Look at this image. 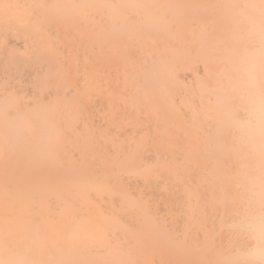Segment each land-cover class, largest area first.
I'll return each instance as SVG.
<instances>
[{
	"label": "bare ground",
	"instance_id": "bare-ground-1",
	"mask_svg": "<svg viewBox=\"0 0 264 264\" xmlns=\"http://www.w3.org/2000/svg\"><path fill=\"white\" fill-rule=\"evenodd\" d=\"M0 31V264H264V0H0Z\"/></svg>",
	"mask_w": 264,
	"mask_h": 264
},
{
	"label": "rangeland",
	"instance_id": "rangeland-1",
	"mask_svg": "<svg viewBox=\"0 0 264 264\" xmlns=\"http://www.w3.org/2000/svg\"><path fill=\"white\" fill-rule=\"evenodd\" d=\"M55 23H56V21H55ZM55 23H54V24H55ZM58 23H59V22H58ZM58 23H56V24H58ZM2 27H3V26H2ZM1 31H2V30H1ZM1 31H0V36H1ZM49 33H50V32H49ZM51 34H52V33H51ZM54 35H55V34H52V36H54ZM55 36H56V35H55ZM55 36L53 37L54 39L56 38ZM2 37H3V36H2ZM5 37H6V36H4L3 38L0 37V40H1V39L4 40ZM8 37H9V36H8ZM12 37H13V36H12ZM14 38H15V37H14ZM51 39H52V38H51ZM0 43H1V41H0ZM12 44L15 46L14 43H12ZM12 44L10 43L9 46H11ZM13 45H12V46H13ZM14 46H13V47H14ZM62 46H63V45H62ZM15 47H16V46H15ZM60 47H61V46H60ZM60 47H58V50H61V49L63 50V48H60ZM54 48H56V47L54 46ZM22 49H24V48H22ZM22 49H21V50H22ZM22 51H23V53L25 52L24 50H22ZM127 51H128V50H127ZM129 51H130V49H129ZM129 51H128V53H126V51H125V53H126V54H129ZM20 52H21V51H19V53H20ZM58 52H59V51H58ZM64 52H65V51H64ZM64 52L61 53V54H64ZM79 52H80V51H79ZM79 52H78V53H79ZM132 52H133V50H132ZM69 53H71V52L69 51ZM78 53H77V54H78ZM101 53H103V52H101ZM101 53H100V55H101ZM125 53H124V54H125ZM133 53H134V52H133ZM79 54H80V53H79ZM79 54H78V55H79ZM81 54H82V52H81ZM85 54H86V53H85ZM85 54H84V56H85ZM90 54H91V53H90ZM90 54H89V55H90ZM106 54H108V53H106ZM106 54H105V55H106ZM124 54H123V56H120V57H122V59H124ZM126 54H125V56H126ZM130 54H131V53H130ZM136 54H137V53H136ZM21 55H23V54L21 53ZM58 55H59V54H58ZM108 55H109V54H108ZM137 55H138V54H137ZM62 56H63V55H62ZM64 56H65V55H64ZM81 56H82V55H81ZM87 56H88V55H87ZM103 56H104V54H103ZM128 56H129V55H128ZM128 56H127V57H128ZM134 56H135V53H134ZM75 57H76V56H75ZM90 57H91V55H90ZM106 57H109V56H104V58H106ZM136 57H137V56H136ZM64 58L66 59V57H64ZM82 58H83V57H82ZM91 58H92V57H91ZM80 59H81V58H80ZM91 62L94 63V66H96V67H97V65L99 64V63L97 64V62H99V61H98V60L96 61V59H94V60L91 61ZM123 62H125V61H123ZM125 65H126V64L123 63V65L120 66V67L122 68L123 72H122V71H118V70H120V68H118V66H117L116 68L113 66V67H111L112 69H111V68H110V69L106 68L105 70L108 69L109 71L111 70L112 72H114V73H112V75H113V74L116 75V72H115V71H118V72H121V73H125V69H126ZM98 66H99V65H98ZM123 66H124V67H123ZM100 67H101V66H100ZM114 68H115V70H114ZM117 68H118V70H116ZM113 70H114V71H113ZM111 71L108 73V74H109V77L111 76ZM105 72H106V71H105ZM80 73L82 74V71H81ZM80 73H79V74H80ZM106 73H107V72H106ZM121 73H118V74L121 75ZM199 73H203V72L201 71V72H199ZM118 74H117V75H118ZM117 75H116V76H117ZM203 75H204V74H203ZM118 76H119V75H118ZM199 76H202V75L199 74ZM112 78L114 79L115 76H114V77L112 76ZM117 78H118V77L115 78L116 81L118 80ZM120 78H121V77H120ZM188 79H189V78H185V79H184V82H185L186 80H187V82H189L191 78L189 79V81H188ZM110 80H111V82H112L111 85H114V87L116 88V86H117L116 83H117V82L119 83V81H122L123 79L121 78V80H118L116 83H114L115 81H112L111 77H110ZM192 80H193V79H192ZM78 84H79V82H78ZM83 84H84V83H83ZM83 84H82V85L79 84V85L77 86V87H78L77 89H79V86H81L80 88H81V90H82V89L84 88V86H85V84H84V86H83ZM115 84H116V85H115ZM122 84H123V81H122ZM132 84H134V83H131L130 86L133 88L134 85L132 86ZM76 85H77V84H76ZM82 86H83V87H82ZM120 86H121V85H120ZM112 87H113V86H112ZM117 87H118V86H117ZM121 87H122V86H121ZM134 87H135V86H134ZM70 88H72V87H70ZM74 88H75V86H74ZM74 88H73V89H74ZM119 88H120V87H119ZM77 89H76V90H77ZM127 89H129V88H127ZM134 89H135V88H133V90H134ZM116 90H117V89H116ZM118 90H119V89H118ZM120 90H123V89H120ZM130 90H131V89H130ZM130 90H126L127 92H125L124 90H123V91H124L125 93H128V91H130ZM113 91H115L114 88H113ZM74 92H75V89H74ZM130 92H131V91H130ZM118 93H121V92L119 91ZM74 95H75V94H74ZM125 98H126V97H125ZM129 117H130V116H129ZM129 117H127V119H128ZM125 118H126V116H125ZM121 119H122V121H124V120H123L124 117H123V118L121 117ZM125 120H126V119H125ZM115 121L117 122V118H115ZM120 121H121V120H120ZM126 121H127V120H126ZM126 121H125V122H126ZM183 150H184V149H183ZM181 151H182V150H181ZM181 151H180V152H181ZM184 151H185V150H184ZM184 151H183V152H184ZM180 162H181V161H180ZM173 213H174V211H173ZM174 223H175V221H174ZM175 224H177V223H175ZM173 225H174V224H173ZM173 225H172V227H173ZM179 225H180V224H179ZM174 226H175V225H174ZM176 226H177V225H176ZM176 226H175V227H176ZM173 228H174V227H173ZM179 228H180V226H179ZM179 228L176 227V229H179ZM176 229H175V230H176ZM195 233H198V232H195ZM195 237H196V236H195ZM223 237H224V235H223ZM223 237H222V238H223ZM215 238H216V243H217V239H218V238H217V237H215ZM220 240H221V242H222V239H220ZM221 242L219 241V243H221ZM177 254H179V253H177ZM177 254H176V256H178ZM139 255H140V254H139ZM160 255H161V254H160ZM168 255H169V254H168ZM179 255H180V254H179ZM136 256H138V254H137ZM161 256H162V255H161ZM164 256H165V254H164ZM164 256H163V258H164ZM169 256H170V258H171L172 256H174V254H170ZM152 257H154V256H152ZM181 257H182L181 259H182L183 261H185V262L188 261V260H189V261H190V260L192 261V258H191V259H188V258H187V260H184L183 256H181ZM134 258H136V257H133V259H132L131 261H134V262H135L136 260H135ZM150 258H151V257H150ZM150 258H149V259H150ZM156 258H157V257H156ZM156 258H155V260H154V258H151L152 260L150 259V261H149L150 263L148 262V264H154V263H153L154 261L157 262L159 259H161V257H160L159 259H156ZM170 258L167 259L168 261L166 260V261L168 262L167 264H169V263H170V264H180V262H182V264H186V263H187V262H186V263H185V262L183 263V261H181L180 258H179V260H178L179 262H178L177 259H176V260H175L176 262L173 261V263H172V262H170V261H172V258H175V257H172L171 260H169ZM124 259H125V258H124ZM137 260H142V259L137 258ZM146 260H148V258H147ZM164 260H165V259H164ZM173 260H174V259H173ZM131 261H130V262H131ZM160 261H161V260H160ZM191 261H190V262H191ZM134 262H131V263H134ZM145 262L147 263V261H145ZM145 262H142V264H146ZM162 263L164 264V262H162ZM135 264H141V262H140V263L135 262ZM155 264H159V263L157 262V263H155ZM190 264H191V263H190Z\"/></svg>",
	"mask_w": 264,
	"mask_h": 264
}]
</instances>
